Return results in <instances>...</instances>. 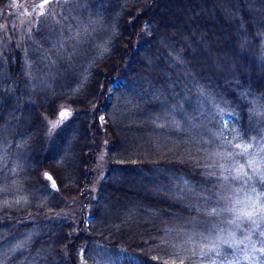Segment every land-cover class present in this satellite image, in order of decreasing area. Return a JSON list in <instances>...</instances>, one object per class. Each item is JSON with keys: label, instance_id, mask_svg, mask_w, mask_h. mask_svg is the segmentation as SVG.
I'll list each match as a JSON object with an SVG mask.
<instances>
[{"label": "trees", "instance_id": "1", "mask_svg": "<svg viewBox=\"0 0 264 264\" xmlns=\"http://www.w3.org/2000/svg\"><path fill=\"white\" fill-rule=\"evenodd\" d=\"M111 2L86 71L0 34V264H264V0Z\"/></svg>", "mask_w": 264, "mask_h": 264}, {"label": "rangeland", "instance_id": "2", "mask_svg": "<svg viewBox=\"0 0 264 264\" xmlns=\"http://www.w3.org/2000/svg\"><path fill=\"white\" fill-rule=\"evenodd\" d=\"M111 3V0H48L44 4L43 0H11L6 13L16 15L14 20H8L0 12V34L7 36L8 42L15 39L21 43L26 57H30L31 49L38 57L32 67L45 77L57 78L58 69L68 65L86 71L97 62L114 31L112 23L106 25L105 17L101 16L102 12L112 18L119 16L115 10L108 13L107 6ZM3 41L0 37V59L4 55ZM68 111L63 109L60 115ZM50 124L54 130L59 127L60 119ZM107 167L103 149L97 157L95 180L90 189L93 195ZM74 204L75 201L69 204L70 211L75 212Z\"/></svg>", "mask_w": 264, "mask_h": 264}, {"label": "snow or ice", "instance_id": "3", "mask_svg": "<svg viewBox=\"0 0 264 264\" xmlns=\"http://www.w3.org/2000/svg\"><path fill=\"white\" fill-rule=\"evenodd\" d=\"M44 4L48 3V0H43ZM62 115H66V113H62ZM239 147V145H237ZM262 150H264V146H262ZM253 162L250 161L249 164L251 165ZM51 179V177H49ZM215 212V209L213 210ZM257 213H264V204H259V197L257 199V203L253 205V211L245 212L243 215L247 218H252ZM261 219H264V216H261ZM264 235V233H262Z\"/></svg>", "mask_w": 264, "mask_h": 264}]
</instances>
